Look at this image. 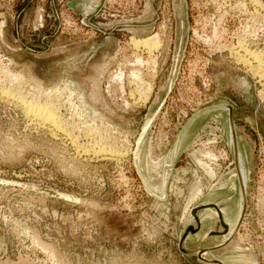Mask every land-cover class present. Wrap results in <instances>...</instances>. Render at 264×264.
Masks as SVG:
<instances>
[{
  "label": "rangeland",
  "instance_id": "rangeland-1",
  "mask_svg": "<svg viewBox=\"0 0 264 264\" xmlns=\"http://www.w3.org/2000/svg\"><path fill=\"white\" fill-rule=\"evenodd\" d=\"M0 264H264V0H0Z\"/></svg>",
  "mask_w": 264,
  "mask_h": 264
},
{
  "label": "bare ground",
  "instance_id": "bare-ground-1",
  "mask_svg": "<svg viewBox=\"0 0 264 264\" xmlns=\"http://www.w3.org/2000/svg\"><path fill=\"white\" fill-rule=\"evenodd\" d=\"M137 43H138V42H137ZM40 109H41V108H40ZM40 109H38V107H37V108H36V107H28V110H29V111H28V110H27V111H28V112L31 111V112L36 113V114L39 112V114H42L41 111H43V110H40ZM39 110H40V111H39ZM34 111H38V112H34ZM44 112H45V111H44ZM39 114H38V115H39ZM34 115H35V114H34ZM41 116L44 117V118H46L47 121H48V120L52 121L51 119H53V118H51L52 115H49L48 112H47V114H43V115H41ZM39 117H40V116H39ZM40 119H41V118H40ZM53 121H54V120H53ZM45 122H46V121H45ZM52 124H53V123H52Z\"/></svg>",
  "mask_w": 264,
  "mask_h": 264
},
{
  "label": "water",
  "instance_id": "water-1",
  "mask_svg": "<svg viewBox=\"0 0 264 264\" xmlns=\"http://www.w3.org/2000/svg\"><path fill=\"white\" fill-rule=\"evenodd\" d=\"M202 205H203V204H202ZM208 205H209V204H208ZM212 206L215 207L214 204H212ZM220 223H221V225H224L223 222H220Z\"/></svg>",
  "mask_w": 264,
  "mask_h": 264
}]
</instances>
